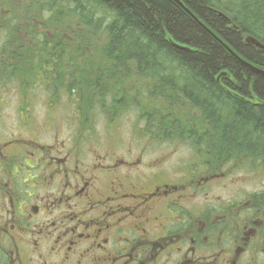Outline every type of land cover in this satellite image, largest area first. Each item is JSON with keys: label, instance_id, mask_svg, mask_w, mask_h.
I'll list each match as a JSON object with an SVG mask.
<instances>
[{"label": "flooded vegetation", "instance_id": "af4514ba", "mask_svg": "<svg viewBox=\"0 0 264 264\" xmlns=\"http://www.w3.org/2000/svg\"><path fill=\"white\" fill-rule=\"evenodd\" d=\"M236 40L238 48L244 45L256 52L252 58L232 48L234 52L264 69V49ZM230 60L242 76L235 77V69L229 67L232 78L226 79L233 83L234 92L213 94L225 99L221 104L231 96L233 105L243 107L240 117L245 110L253 113L256 124L243 133L252 139L228 140L227 123L217 141L212 140L216 128L208 131L206 141L187 144L176 136L165 139L168 136L158 135L143 116L147 104L143 88L136 97L140 104L128 109L144 123L139 132L143 139L128 142L114 136L100 145L96 123L89 118L80 124L79 115V131L67 133L69 123L58 122L54 109L47 108L39 119L34 114L35 95L27 100L0 82V264H264V187H237L231 194L214 195L210 182L232 172L235 163L215 171L219 167L197 165L210 157L192 152L182 161L174 151L163 149L202 142L209 148L259 147L264 75L234 56ZM161 63L180 66L177 60ZM213 94L190 101L192 110L209 108L218 113ZM11 96L17 99L18 122L8 125L4 110ZM159 103L168 117L179 118L186 111L174 92L162 96ZM98 115L92 111L87 116L98 120ZM166 118L158 122L161 130ZM241 119L243 123L237 125L244 127ZM116 121V117L106 119L111 127ZM229 160L239 166L254 163L248 167L264 174L262 156L242 154ZM221 182L216 185L228 186Z\"/></svg>", "mask_w": 264, "mask_h": 264}, {"label": "trees", "instance_id": "16d2710c", "mask_svg": "<svg viewBox=\"0 0 264 264\" xmlns=\"http://www.w3.org/2000/svg\"><path fill=\"white\" fill-rule=\"evenodd\" d=\"M181 1L211 32L249 58L256 51L244 45L238 48L236 37L242 44H249L248 38L264 44V0ZM213 33L173 0H0V82L27 100L37 93H44L46 99L66 94L78 100L74 107L81 111V118L100 104L111 116L134 108L133 101L140 104L136 97L144 88L147 104L143 115L158 135L168 136L165 139L176 136L187 144L190 140L206 141L208 131L216 128L212 140L217 141L226 123L228 140L252 139L243 133L256 124L253 113L243 111L245 126H239L243 122L238 111L243 107L233 105L231 96L226 103H218L225 99L213 94L230 92L234 86L230 79L217 80L222 70L231 67L235 77L242 76L241 70L239 73L231 65L233 55L216 42ZM177 43L191 50L177 47ZM169 60L179 61L180 66L161 63ZM234 82L238 85L240 80ZM170 92L185 103L186 111L179 118L168 117L161 109L162 96ZM210 94L218 113L209 108L194 112L190 101H201ZM109 95L111 100H107ZM163 117L167 122L161 130L158 122ZM257 124L260 144L255 149L250 145L209 148L202 142L188 146L190 153L210 157L197 165L219 167L215 171H222L228 163L239 165L229 160L232 156L264 157V111ZM194 130L199 132L194 134Z\"/></svg>", "mask_w": 264, "mask_h": 264}, {"label": "rangeland", "instance_id": "374dc122", "mask_svg": "<svg viewBox=\"0 0 264 264\" xmlns=\"http://www.w3.org/2000/svg\"><path fill=\"white\" fill-rule=\"evenodd\" d=\"M12 89L7 90L8 93H10ZM64 93V92H61ZM60 93V94H61ZM66 94H63L62 96L56 95L53 96L54 98L51 99V96H46L47 99L43 94H38L36 97L37 104L34 108V114L39 119L42 118V116L45 115L47 112V108L54 109L55 111V118L57 117L58 122L60 123H69L68 129L66 130L67 133H72L74 130L79 131L77 129L78 127H81L80 124L86 123V118H89L90 121L95 125L96 134H99L101 137L100 145H107L111 140L114 139V136L117 139H121L123 141H134V140H141L143 139L139 132L141 131V125L144 123H140V117L138 113H132L129 112L127 109L122 111H117L116 115H109L106 113L102 108V104L99 106H95L92 111L98 113V120L92 116H83L81 123L79 124L78 118H79V112H76L75 102H78L77 99H71L70 97L65 96ZM76 97V96H75ZM112 95L107 96V100H111ZM12 100H9V106L5 108L4 112L7 116V124L11 125L13 122H18V112L15 110V106L17 103V99L13 96H11ZM74 98V97H73ZM133 103H137V100L133 101ZM48 104V105H47ZM51 114V113H49ZM144 116V115H143ZM110 117H116L119 121H116V123L112 127L111 125L107 124L106 119H109ZM151 133V132H150ZM137 136V137H136ZM152 149V148H151ZM164 151H174L175 156L182 157V161L185 160V158L188 157V154L191 152V149L187 146H181V147H166L163 148ZM153 150V149H152ZM156 152L163 151L162 148H155ZM235 168L232 172H225L226 174L224 176H220L216 178L213 183L210 182L212 188V192L214 195H227L233 193L237 187H243L246 189H252V188H260L264 187V174H260L256 170H252L250 167L245 165H237L234 164ZM225 171V169H224ZM224 179V180H223ZM223 180V181H222ZM228 182L227 187H222L216 185L219 182ZM221 182V183H222Z\"/></svg>", "mask_w": 264, "mask_h": 264}, {"label": "water", "instance_id": "95a60500", "mask_svg": "<svg viewBox=\"0 0 264 264\" xmlns=\"http://www.w3.org/2000/svg\"><path fill=\"white\" fill-rule=\"evenodd\" d=\"M173 1H174L175 3H177L178 5H180V7H182V9H183L186 13H188V14L190 15V17H191L192 19H194L195 22L198 23L202 28H204V29H205L206 31H208L210 34L213 33V32H211V31L209 30V28H208L204 23H202V22L200 21V19H199L198 17H196V16L190 11L189 8H187V7L185 6V4H184L181 0H173ZM219 13H220V15H222L225 19L229 20V18H228L225 14H223L222 12H219ZM213 35H214L215 37H217L214 33H213ZM217 40L221 41L220 43L223 45V47H224L229 53H231L235 58H237L238 60L242 61V62H243L244 64H246L247 66L251 67L256 73L258 72V73L264 75V69L259 68V67H257V66H254V65H252V64L250 65V64L248 63V61L244 60L243 58H240V57L237 55V53H235L234 50H233L231 47L228 46V44H227L226 42H224V41H223L222 39H220L219 37H217ZM248 42L251 43V44H254V45H256V46H258V47H260V48H262V49H264V44H263L261 41L255 39V38H248ZM176 46H177V47H180V48H183V49H185V50H191V48L186 47V46H183L182 44H178V43H177ZM221 78H232V75H231V73H230L228 70H222L221 73L218 75L217 80L220 81ZM231 92H234V91L231 90ZM260 101L264 104V101H263V100H260Z\"/></svg>", "mask_w": 264, "mask_h": 264}, {"label": "bare ground", "instance_id": "6f19581e", "mask_svg": "<svg viewBox=\"0 0 264 264\" xmlns=\"http://www.w3.org/2000/svg\"><path fill=\"white\" fill-rule=\"evenodd\" d=\"M183 2V1H182ZM184 3V2H183ZM180 6V5H179ZM182 8V7H181Z\"/></svg>", "mask_w": 264, "mask_h": 264}]
</instances>
